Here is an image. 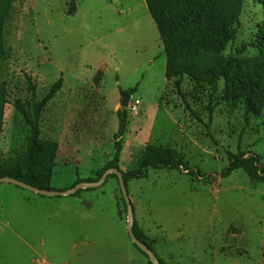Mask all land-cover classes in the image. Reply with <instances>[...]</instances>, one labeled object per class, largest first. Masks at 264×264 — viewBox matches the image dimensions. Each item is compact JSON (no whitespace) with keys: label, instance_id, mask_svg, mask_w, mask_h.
Segmentation results:
<instances>
[{"label":"rangeland","instance_id":"rangeland-1","mask_svg":"<svg viewBox=\"0 0 264 264\" xmlns=\"http://www.w3.org/2000/svg\"><path fill=\"white\" fill-rule=\"evenodd\" d=\"M263 1L243 0L225 56L248 63L258 55L250 43L264 21ZM75 3L70 15L71 0L7 1L0 83H6L10 103L0 161L15 165L27 148L30 130L14 103L23 101L32 113L62 79L61 91L42 112V138L59 144L54 191L100 180L97 173L116 152L117 113L127 110L122 172L136 167L146 145H156L175 150L201 175L151 170L128 183L136 222L163 262L264 264V183L243 170L220 177L230 153L256 154L264 169V109L255 117L244 105L232 108L188 75L168 80L160 33L144 0ZM223 88L221 82L219 92ZM132 89L124 109L122 99ZM33 197L0 183V264H148L128 235L117 179L53 197L62 208L28 200Z\"/></svg>","mask_w":264,"mask_h":264},{"label":"trees","instance_id":"trees-1","mask_svg":"<svg viewBox=\"0 0 264 264\" xmlns=\"http://www.w3.org/2000/svg\"><path fill=\"white\" fill-rule=\"evenodd\" d=\"M1 1L4 6L0 2V60H3L7 55L3 26L8 0ZM144 1L160 33L167 57L168 80L188 75L194 81L207 84L215 94H219L222 101L227 102L232 108L244 105L248 115L255 117L261 115L264 109V21L259 26L255 40L250 43V47L258 50V55L245 63L238 56L223 54L227 44L235 38L233 26L240 18L243 0ZM70 6L69 14L73 15L77 11L75 0H71ZM262 6L264 9V1ZM221 82H224V88L219 92ZM62 84V79L54 83L49 92L39 102L34 103L32 113L28 112L23 101L17 100L14 103L15 109L24 118L30 135L27 138V148L22 160H18L15 165H7L0 161V178L10 177L41 190L53 191L51 182L59 144L42 138V112L61 91ZM135 92L136 90L132 89L129 94L132 95ZM9 103L7 85L2 82L0 83V132L4 128L5 108ZM117 116L119 130L115 135L116 152L114 159L97 173L100 179L108 170L121 171L119 167L122 152L121 140L127 132V110L118 111ZM174 169L184 171L193 177L201 176L198 170L184 164L175 150L156 145H146L136 167L121 173L128 186L132 180L147 178L151 170ZM238 170H243L252 181L264 183V169L256 154L230 153L228 166L220 177L227 178ZM109 177L118 180L116 175L112 174ZM80 183H95V181L78 180L72 188ZM91 189L93 188L86 190ZM80 192L81 190L74 195ZM124 205L127 211L125 202ZM134 232L137 238L155 253L160 263L165 264L154 251V240L144 233L137 222H135ZM135 248L147 258L140 249L136 246ZM148 264H152L149 259Z\"/></svg>","mask_w":264,"mask_h":264},{"label":"water","instance_id":"water-1","mask_svg":"<svg viewBox=\"0 0 264 264\" xmlns=\"http://www.w3.org/2000/svg\"><path fill=\"white\" fill-rule=\"evenodd\" d=\"M131 100V95H127L125 97H123L122 99V107L124 109H127L129 106V102ZM116 175L120 184V189H121V193L123 196V200L126 204L127 207V217H128V227H127V232L128 235L132 241V243L138 248L140 249L149 259V261L152 264H161L159 259L157 258V256L155 255V253L147 246L145 245L143 242H141L135 232H134V226H135V211H134V207L133 204L130 200L129 197V193H128V189H127V185L125 183V180L123 178V175L121 173V171L117 170V169H111L108 170L103 177L95 183H80L78 185H76L74 188L69 189V190H65V191H46V190H41L38 188H35L31 185H28L26 183H23L19 180L10 178V177H3L0 178V183H6V184H11L15 187H19L21 189L24 190H28L30 192H33L35 194L41 195V196H45V197H61V196H69V195H74L76 192H78L79 190H83V189H88V188H98L100 186H102L105 181L107 180V178L109 177V175Z\"/></svg>","mask_w":264,"mask_h":264},{"label":"crops","instance_id":"crops-1","mask_svg":"<svg viewBox=\"0 0 264 264\" xmlns=\"http://www.w3.org/2000/svg\"><path fill=\"white\" fill-rule=\"evenodd\" d=\"M56 167V166H55ZM51 188L54 190V188L52 187V182H51ZM35 196L36 197H33V198H28V200H30V201H34V202H37V203H39L40 205L42 204V205H45V204H47V203H49V204H53L54 205V207L57 209V208H62L63 206H64V204H63V202H60V201H58V199H53V197H45V196H41V195H37V194H35ZM37 196H39V197H37ZM70 196V195H69ZM134 211H135V209H134ZM84 217L85 218H89V216L87 215V214H84ZM135 220H136V218H135ZM141 228V227H140ZM142 229V228H141ZM143 230V229H142Z\"/></svg>","mask_w":264,"mask_h":264},{"label":"built area","instance_id":"built-area-1","mask_svg":"<svg viewBox=\"0 0 264 264\" xmlns=\"http://www.w3.org/2000/svg\"><path fill=\"white\" fill-rule=\"evenodd\" d=\"M135 104L138 105V104H140V102H139V101H135ZM136 108H137V106H134V107H133L134 110H135Z\"/></svg>","mask_w":264,"mask_h":264}]
</instances>
